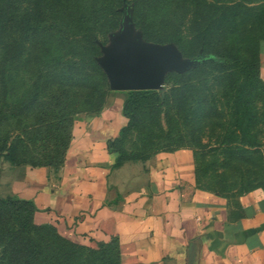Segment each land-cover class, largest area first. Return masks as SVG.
<instances>
[{"label": "trees", "instance_id": "trees-1", "mask_svg": "<svg viewBox=\"0 0 264 264\" xmlns=\"http://www.w3.org/2000/svg\"><path fill=\"white\" fill-rule=\"evenodd\" d=\"M125 5L146 40L207 60L170 72L161 90L126 91L128 122L107 142L113 168L188 148L198 188L229 201L264 190V0H0V154L63 160L74 116L100 111L112 92L97 40L120 27ZM10 120L20 133L3 134ZM38 211L0 197V264H123L117 236L89 246L37 222Z\"/></svg>", "mask_w": 264, "mask_h": 264}, {"label": "crops", "instance_id": "crops-1", "mask_svg": "<svg viewBox=\"0 0 264 264\" xmlns=\"http://www.w3.org/2000/svg\"><path fill=\"white\" fill-rule=\"evenodd\" d=\"M119 115L120 125L103 119V140L80 136L60 173L23 169L13 193L49 209L73 239L117 236L123 264H264V191L229 201L198 188L188 148L113 168L107 142L127 123Z\"/></svg>", "mask_w": 264, "mask_h": 264}, {"label": "water", "instance_id": "water-1", "mask_svg": "<svg viewBox=\"0 0 264 264\" xmlns=\"http://www.w3.org/2000/svg\"><path fill=\"white\" fill-rule=\"evenodd\" d=\"M121 10L120 27L110 33L109 43L97 40L102 54L96 61L111 90H161L170 72L185 73L207 60L202 50L196 57H185L174 42L146 40L136 26L133 9L125 5Z\"/></svg>", "mask_w": 264, "mask_h": 264}, {"label": "rangeland", "instance_id": "rangeland-1", "mask_svg": "<svg viewBox=\"0 0 264 264\" xmlns=\"http://www.w3.org/2000/svg\"><path fill=\"white\" fill-rule=\"evenodd\" d=\"M110 33L107 36V38L105 39L106 40L105 44L109 43ZM108 83H109V81H108ZM111 91L112 92L107 96L106 102L100 111L97 112V111L80 110L74 116V120H73V123L71 125V137L69 139V145L66 149L65 156L63 157V160H61L58 164H56V165L54 164L52 166H50V165H47V166L37 165V166H35L31 163L16 164L12 160H10L6 156L5 153L0 154V197H6L8 195L17 196V194H15L13 192L15 191V189L19 185L21 178L23 177V174H24L23 169H25L27 167H30V168L47 167L48 169H51V172L53 171V173L55 175L57 173H60V171L65 169V167L69 164L70 160L73 158L72 157L74 154L73 153V151H74L73 147H75V146L77 147L76 143L78 140L81 139L80 136L85 137L86 135H89V136L96 138L97 141L103 140V119L106 121L115 120L117 122V124L120 125L121 121L119 120V118H120L119 113L121 112V114L123 115L122 105H123L124 99L127 96V92L126 91H113V90H111ZM120 104H121V108H119ZM127 122H128V119H127ZM21 129L22 128L19 127L18 123H16L15 120L8 121L7 123H5L3 125V128H2L3 134H11V135H15V134L20 133ZM113 138L114 137H111L110 139H113ZM28 154H29L28 157H31L34 154L38 156V152H34V151H31ZM35 220L39 223H50L52 225H55L57 227L58 231L62 235L66 236L70 239H73L72 237L69 236V234H70L69 228L66 229L63 225L61 226L59 223V220H57L55 215L50 213L49 209L48 210L44 209L43 211L39 209V211L36 213ZM88 237H90V236L87 234L84 237L83 236H77L73 240L80 242V243H83V244H86V245H89V246H93V247H96L99 242H103V240L97 241L96 239H93L92 237H90V238H88Z\"/></svg>", "mask_w": 264, "mask_h": 264}]
</instances>
